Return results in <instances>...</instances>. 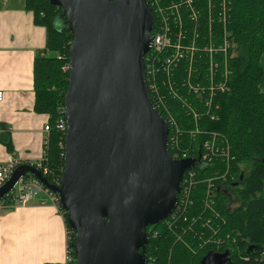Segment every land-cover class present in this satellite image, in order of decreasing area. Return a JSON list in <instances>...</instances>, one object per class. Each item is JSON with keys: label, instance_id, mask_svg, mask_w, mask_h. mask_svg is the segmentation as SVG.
<instances>
[{"label": "water", "instance_id": "1", "mask_svg": "<svg viewBox=\"0 0 264 264\" xmlns=\"http://www.w3.org/2000/svg\"><path fill=\"white\" fill-rule=\"evenodd\" d=\"M49 1L62 9L74 36L64 100L65 167L57 186L22 165L0 199L32 175L68 214L74 264H147L148 228L172 216L185 173L199 163L173 158L170 126L149 92L152 9L147 0ZM230 259L229 252H211L202 264Z\"/></svg>", "mask_w": 264, "mask_h": 264}, {"label": "trees", "instance_id": "2", "mask_svg": "<svg viewBox=\"0 0 264 264\" xmlns=\"http://www.w3.org/2000/svg\"><path fill=\"white\" fill-rule=\"evenodd\" d=\"M25 1L34 24L47 31V55L38 57L34 64L35 111L48 117L51 130L43 162L49 170L46 179L57 185L65 167V135L57 128L69 86V71L63 68L70 62L66 57L74 36L61 8L49 0ZM229 2L231 90L216 99L219 111L214 120L195 121L180 101L169 100L182 133L176 151H187L199 160L194 168L198 183L188 202L183 203L179 195L172 216L148 228L147 264H201L211 252H229L234 264H264L255 262L264 254V0ZM150 57L151 52L146 56V67ZM179 92L198 112H205L197 95L188 94L183 87ZM196 128L200 134L190 136L189 131ZM6 131L0 134V143L13 152ZM213 134L228 141L229 154L224 160L202 163L199 146L214 140ZM169 151L175 154L171 147ZM230 190L240 202L234 210H230L227 198ZM3 202L7 207L12 203L9 196ZM57 207L67 226L69 255L76 261L72 247L75 233L59 202Z\"/></svg>", "mask_w": 264, "mask_h": 264}, {"label": "built area", "instance_id": "3", "mask_svg": "<svg viewBox=\"0 0 264 264\" xmlns=\"http://www.w3.org/2000/svg\"><path fill=\"white\" fill-rule=\"evenodd\" d=\"M7 1L0 0V3L5 4ZM147 1L154 16V28L151 34L153 47L147 67L149 92L156 110L170 126L169 148L175 151L173 158L195 159L190 157L187 151H176L180 148L179 139L182 133L169 100L180 101L186 109H189L188 114H191L195 121L216 118V112L219 111V103L216 99L220 97L219 95L230 92L233 74L229 68L233 49L227 19L229 2L226 0ZM69 69L70 66L66 71ZM182 87L188 94L197 95L198 100L205 107L204 113L198 112L190 105L187 97L179 92ZM3 97L4 94L0 91V102ZM57 128L66 135L68 124L64 109L57 121ZM50 130V125L47 123L44 128L45 146L48 144ZM195 134H200V130L196 128L190 136ZM213 135L216 136L214 140L203 142L199 146L202 148L200 157L202 163L212 164L215 159L224 160V156L229 154L228 141L217 134ZM44 159L43 157L38 161L24 162L12 155L8 161H0V189L11 179L15 170L25 164L36 167L46 176L49 171L43 166ZM30 176L21 178L14 190L7 195L12 201L8 207L28 205L34 199L42 200L43 195L57 207L58 197L37 178ZM195 177L194 168L184 175L180 194L183 203L189 201L194 184L198 183ZM3 200L0 199V213L7 207ZM44 201H41V204H46ZM149 233L151 234L150 231ZM74 262L68 250L66 261L57 264H74Z\"/></svg>", "mask_w": 264, "mask_h": 264}, {"label": "crops", "instance_id": "4", "mask_svg": "<svg viewBox=\"0 0 264 264\" xmlns=\"http://www.w3.org/2000/svg\"><path fill=\"white\" fill-rule=\"evenodd\" d=\"M46 46L47 31L34 24L25 0L0 3V134L7 130L13 146L10 152L0 143L1 162L12 155L38 161L45 154L48 117L35 111L34 64L47 55ZM68 250L65 219L50 200L34 199L0 213V264L63 263Z\"/></svg>", "mask_w": 264, "mask_h": 264}, {"label": "rangeland", "instance_id": "5", "mask_svg": "<svg viewBox=\"0 0 264 264\" xmlns=\"http://www.w3.org/2000/svg\"><path fill=\"white\" fill-rule=\"evenodd\" d=\"M227 2H229V0H226ZM230 3V2H229ZM228 14L232 12L231 7H228ZM57 25H60V22L57 23ZM70 50V49H69ZM66 59H69V57H66ZM70 66V62L66 63V65L64 66L63 70L66 72L67 67ZM232 71V70H231ZM181 130V129H180ZM195 131V129L190 130L189 132H193ZM170 141V140H169ZM43 166H44V162H43ZM246 166V165H244ZM44 168H46L44 166ZM245 168V167H244ZM49 171V170H48ZM43 195V194H42ZM42 199H47V197L45 195L41 196ZM228 200H229V204H230V210H234L237 206L240 205L239 200L237 199V197L234 195V193L230 190L227 196ZM2 212V211H1ZM262 257H264V254L262 255ZM260 258V259H256L255 262L259 261H263L264 258Z\"/></svg>", "mask_w": 264, "mask_h": 264}, {"label": "flooded vegetation", "instance_id": "6", "mask_svg": "<svg viewBox=\"0 0 264 264\" xmlns=\"http://www.w3.org/2000/svg\"><path fill=\"white\" fill-rule=\"evenodd\" d=\"M236 186H237V185H236ZM212 253L223 254V252H221V253H218V252H212ZM230 258H231V256H230ZM246 261L249 262L248 259H247ZM263 261H264V260H263ZM201 264H202V261H201ZM224 264H234V262H233V260H232V258H231L230 261H228V262H226V263H224Z\"/></svg>", "mask_w": 264, "mask_h": 264}, {"label": "bare ground", "instance_id": "7", "mask_svg": "<svg viewBox=\"0 0 264 264\" xmlns=\"http://www.w3.org/2000/svg\"><path fill=\"white\" fill-rule=\"evenodd\" d=\"M216 123V122H215ZM250 202V201H249ZM198 211V210H197ZM171 233V232H170Z\"/></svg>", "mask_w": 264, "mask_h": 264}]
</instances>
